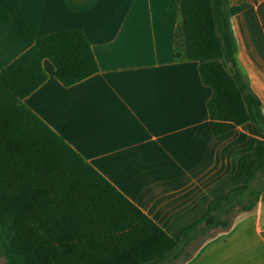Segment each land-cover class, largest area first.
Wrapping results in <instances>:
<instances>
[{
	"label": "crops",
	"instance_id": "0c3cea01",
	"mask_svg": "<svg viewBox=\"0 0 264 264\" xmlns=\"http://www.w3.org/2000/svg\"><path fill=\"white\" fill-rule=\"evenodd\" d=\"M232 16L238 67L264 113V0ZM179 0H0V71L44 35L81 29L99 71L24 98L132 203L178 239L214 200L264 165V131L248 121L215 136L199 63L178 57ZM184 264H264V204L238 214Z\"/></svg>",
	"mask_w": 264,
	"mask_h": 264
},
{
	"label": "trees",
	"instance_id": "16d2710c",
	"mask_svg": "<svg viewBox=\"0 0 264 264\" xmlns=\"http://www.w3.org/2000/svg\"><path fill=\"white\" fill-rule=\"evenodd\" d=\"M248 6L179 0L182 50L176 54L198 61L212 90L207 108L215 136L248 121L264 131L262 101L238 67L231 25ZM45 59L64 86L99 71L81 29L39 37L0 71V255L6 264H184L238 214L264 204L263 165L212 201L178 239L170 237L24 104L48 78Z\"/></svg>",
	"mask_w": 264,
	"mask_h": 264
},
{
	"label": "rangeland",
	"instance_id": "374dc122",
	"mask_svg": "<svg viewBox=\"0 0 264 264\" xmlns=\"http://www.w3.org/2000/svg\"><path fill=\"white\" fill-rule=\"evenodd\" d=\"M0 264H6L3 256L0 255Z\"/></svg>",
	"mask_w": 264,
	"mask_h": 264
}]
</instances>
